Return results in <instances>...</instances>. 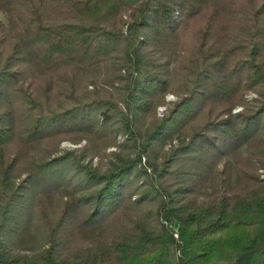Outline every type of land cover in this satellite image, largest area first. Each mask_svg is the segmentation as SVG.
<instances>
[{
  "label": "trees",
  "instance_id": "16d2710c",
  "mask_svg": "<svg viewBox=\"0 0 264 264\" xmlns=\"http://www.w3.org/2000/svg\"><path fill=\"white\" fill-rule=\"evenodd\" d=\"M226 1L0 0V264H163L168 247L176 264H264V177L241 165L243 184L198 190L264 141V0ZM117 135L132 156L88 162ZM65 140L85 143L56 155Z\"/></svg>",
  "mask_w": 264,
  "mask_h": 264
},
{
  "label": "rangeland",
  "instance_id": "374dc122",
  "mask_svg": "<svg viewBox=\"0 0 264 264\" xmlns=\"http://www.w3.org/2000/svg\"><path fill=\"white\" fill-rule=\"evenodd\" d=\"M229 5H231V0H227L224 5V9H228ZM2 20V16L0 15ZM178 58V57H177ZM174 66V65H173ZM182 69L181 67H178ZM106 82H109L111 79L109 78V74L106 76ZM102 84L98 85V88L106 89L109 91H113V87L105 85L102 88ZM107 84V83H105ZM88 90H92V86H88ZM179 100V97L174 93H168L165 96L164 104L157 107L155 112H150L149 114H143L140 118V121L144 126H148L150 124H154L163 118V116L167 113L168 109ZM242 107L237 106L232 110V113H236L240 111ZM190 133L187 130L181 129L174 132H166L165 135L161 137V139L157 142L156 148L158 151V155L161 156L166 152H171L175 150L181 143L187 140ZM245 142H241L234 154H229L228 156H221L216 159V161L211 165L207 173L205 174V178L201 183H199L198 190L202 193H210L221 189L222 187L233 188L238 185H241L245 182L244 175L241 173L239 166L248 165L251 167V171L255 175H258L260 178L264 177V141L257 143L260 141L257 137L251 136L247 139H243ZM123 138L121 135H117L115 139L109 140L110 145L112 146H99L97 149L98 156L92 158L91 161L85 159V162H91L93 165H99L100 167H104L103 162L108 161L110 157L115 156V154H123L125 156H132V150H125L123 146H116V143H122ZM85 141L81 143L74 144L69 140L62 141L59 145V150L56 155L62 154L65 150H73L81 147ZM70 172H72V167L68 166ZM26 174L23 173L19 178H13L11 183L13 186H16L23 178L26 179ZM224 177V180L221 178ZM248 179L247 177H245ZM249 180V179H248ZM223 181V182H222ZM25 183V181H24ZM26 184V183H25ZM46 222H38L36 221V215H33V218H30L28 224L26 222V228L24 230L23 237H20L27 245L26 247H34L37 245V240L35 237L39 234L41 228ZM28 243H27V242ZM176 254L174 248L168 247L164 254V263L163 264H176Z\"/></svg>",
  "mask_w": 264,
  "mask_h": 264
}]
</instances>
